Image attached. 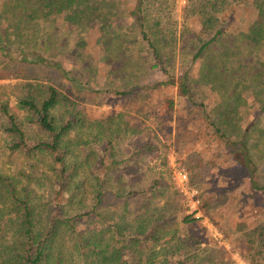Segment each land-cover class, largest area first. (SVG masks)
Here are the masks:
<instances>
[{"label": "rangeland", "instance_id": "rangeland-1", "mask_svg": "<svg viewBox=\"0 0 264 264\" xmlns=\"http://www.w3.org/2000/svg\"><path fill=\"white\" fill-rule=\"evenodd\" d=\"M204 1L150 0L147 25L165 58H174L166 63L169 74L178 78L188 72L190 84L199 94L196 99L203 102L214 118L218 117L215 110L218 105L221 110L227 107L224 106L227 96L212 91L210 88L217 87L214 83L211 86L199 83L213 77L208 71V56L193 62L197 37L207 39L212 34L205 33L202 26ZM254 1L230 0L231 4L225 5L218 16L226 32L245 34L263 21L264 12L255 7ZM135 3L136 0H122L125 8H132ZM123 23L128 24V21ZM43 27L44 30L34 32L29 41L35 37L39 43L49 41L44 54L61 62L78 81L74 82L56 70L13 60L12 69L0 67V102L9 104L29 142L34 143L48 136L30 122L29 113L19 106L23 83L54 85L78 101L76 114L81 121L78 120V125L67 134L63 146L66 163L73 168L64 192L68 198L66 213L77 214L92 204L88 179L103 173L101 167L96 166L100 159L107 165L116 159L119 172L112 171L109 175L112 186L119 173L135 185H151L155 178L162 180V184L165 182L166 191L156 193L152 200L163 213L172 216L168 230L176 228L177 240L200 244L193 254L205 259L204 264H251L244 254L247 253L244 251L245 236L239 231L238 224L242 221L249 228H255L264 223V197L252 191L248 171L228 156L225 142L202 118L199 108L180 94L178 85L163 84L168 73L154 66L156 61L147 54L146 48L142 53L147 55L148 61L134 67L136 76L131 78L129 66L124 71H117L104 61L107 53L102 46L99 26L76 29L59 16L51 18ZM131 49H137L135 43ZM135 53L137 58L138 50ZM130 80L134 82L128 85ZM240 90V96L247 101L238 115L241 128L255 123L256 118H260V127L264 128V110L253 94L254 89L250 86ZM52 114L61 123L70 119L65 106L56 107ZM4 124H7L6 119L0 114L1 171L15 174L20 169L31 171L32 163L39 164L37 175L42 177L43 187L38 193L40 201H46L53 195V190H58L54 185L55 169L50 167L53 157L41 152L27 155L24 151L9 149L12 136L4 131ZM147 145L151 146L150 152L137 153ZM181 170L187 173L186 180L179 175ZM260 171V181L264 183V159ZM81 180L86 182L83 187H78ZM131 198V207H136L139 201ZM192 198L199 203L192 202ZM122 205L121 199L110 194L102 206L116 207L120 211ZM186 215H193L196 221L183 223ZM218 256L223 258L221 263L217 261Z\"/></svg>", "mask_w": 264, "mask_h": 264}, {"label": "trees", "instance_id": "trees-1", "mask_svg": "<svg viewBox=\"0 0 264 264\" xmlns=\"http://www.w3.org/2000/svg\"><path fill=\"white\" fill-rule=\"evenodd\" d=\"M254 2L255 7L264 12V0ZM226 4H231L230 0L204 1L202 26L205 33L212 34L207 39L197 37V51L193 57L195 62L202 56H208V71L213 76L199 83L208 86L214 83L217 87L210 89L227 96L224 97V106L227 107L221 110L218 105L215 108L218 117L215 119L206 111L203 102L196 99L199 94L190 84L188 72L176 78L167 71L166 63L174 58H165L149 31L147 13L152 5L150 0H136L132 8L123 7L122 0H1L0 67L12 69L11 64L16 60L56 70L77 82L76 75L68 73L61 62L44 54L49 41L39 43L36 37L29 41L34 32L44 30L43 24L59 16L76 29L99 26L102 46L107 53L104 61L117 71H124L129 66L131 78L136 76L132 69L148 61L147 55L142 53L146 48L147 54L156 61L154 66L168 73L163 84L178 85L180 94L199 108L202 118L225 142L228 156L248 171L252 191L264 197V183L260 181L264 128L260 127V118L247 128H241L238 116L241 106L247 103L240 96L242 87L252 86L253 94L264 110V19L251 32L231 35L218 16ZM127 21L128 24L123 23ZM133 43L137 49L130 50ZM135 50H138L137 58ZM243 78H246L245 82ZM132 82L130 80L128 85ZM225 84L228 86L224 87ZM20 90V108L29 113L30 122L48 138L30 143L9 104L0 102V114L7 123L3 129L12 136L9 149L24 151L27 155L36 152L51 155L50 167L55 169L54 185L58 190H53V195L46 201H40L38 190L43 187V179L37 175L39 164L32 163L31 171L20 169L15 174L3 173L0 169V264L206 263L205 259L194 256L195 248L200 244L177 240L176 228L168 230L173 222L172 216L163 213L152 200L156 193L166 191L165 182L162 184V180L155 178L151 185H135L119 173L116 184L112 186L109 175L112 171L119 172L116 159H112L109 165L103 159L99 160L96 166L101 167L103 173H97L95 178L91 172L95 179H88L92 204L77 214L68 215L65 210L68 198L64 192L73 168L66 163L63 146L65 137L80 120L76 114L78 101L56 86L45 83L27 81ZM170 105L173 107V102ZM58 106L68 108L70 119L66 123L59 122L52 114ZM141 151L150 152L151 146L147 145L137 153ZM84 182L79 181L78 187H83ZM110 194L121 199L120 211L116 207L102 206ZM131 197L139 201L136 207H131ZM195 221L193 215L182 219L187 224ZM238 225L245 236V256L251 264H264V223L255 228H249L242 221ZM222 260L217 257L219 263Z\"/></svg>", "mask_w": 264, "mask_h": 264}, {"label": "built area", "instance_id": "built-area-1", "mask_svg": "<svg viewBox=\"0 0 264 264\" xmlns=\"http://www.w3.org/2000/svg\"><path fill=\"white\" fill-rule=\"evenodd\" d=\"M179 175L181 176V178H182L183 180H186V179H187V173L184 172V170H181V171L179 172ZM192 202H198V203H199V200H196V199L192 198Z\"/></svg>", "mask_w": 264, "mask_h": 264}]
</instances>
